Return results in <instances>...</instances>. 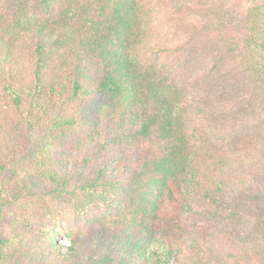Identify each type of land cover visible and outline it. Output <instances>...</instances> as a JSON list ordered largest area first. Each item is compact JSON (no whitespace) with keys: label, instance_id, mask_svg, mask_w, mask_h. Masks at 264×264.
<instances>
[{"label":"trees","instance_id":"1","mask_svg":"<svg viewBox=\"0 0 264 264\" xmlns=\"http://www.w3.org/2000/svg\"><path fill=\"white\" fill-rule=\"evenodd\" d=\"M0 264H264V0H0Z\"/></svg>","mask_w":264,"mask_h":264}]
</instances>
